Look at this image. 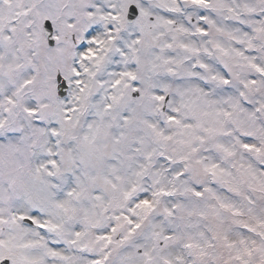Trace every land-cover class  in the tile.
<instances>
[{
    "label": "snow or ice",
    "instance_id": "1",
    "mask_svg": "<svg viewBox=\"0 0 264 264\" xmlns=\"http://www.w3.org/2000/svg\"><path fill=\"white\" fill-rule=\"evenodd\" d=\"M0 264H264V0H0Z\"/></svg>",
    "mask_w": 264,
    "mask_h": 264
}]
</instances>
